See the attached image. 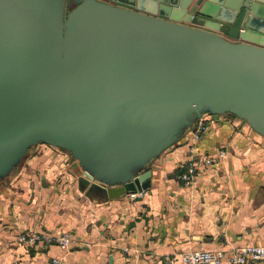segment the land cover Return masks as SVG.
I'll list each match as a JSON object with an SVG mask.
<instances>
[{"label":"water","instance_id":"95a60500","mask_svg":"<svg viewBox=\"0 0 264 264\" xmlns=\"http://www.w3.org/2000/svg\"><path fill=\"white\" fill-rule=\"evenodd\" d=\"M204 112L264 135V0H0V179L43 141L141 191Z\"/></svg>","mask_w":264,"mask_h":264},{"label":"crops","instance_id":"0c3cea01","mask_svg":"<svg viewBox=\"0 0 264 264\" xmlns=\"http://www.w3.org/2000/svg\"><path fill=\"white\" fill-rule=\"evenodd\" d=\"M204 113L195 149L223 145L226 154L187 185L176 177L187 157L185 133L149 161L146 188L114 196L77 173L64 148L30 145L0 179V264H49L62 252L67 264H183L164 256L264 243V135L236 115ZM59 229L73 235L67 247L18 239L22 231Z\"/></svg>","mask_w":264,"mask_h":264},{"label":"built area","instance_id":"2783aa9c","mask_svg":"<svg viewBox=\"0 0 264 264\" xmlns=\"http://www.w3.org/2000/svg\"><path fill=\"white\" fill-rule=\"evenodd\" d=\"M206 126V119L202 113L185 132L187 157L176 173V177L185 185L192 182L200 167L219 166L226 154V148L223 145L217 146L212 152L197 151L195 149V141L206 129ZM18 239L25 243L42 242L44 246L54 243L67 247L71 243L73 235L65 229L54 232L28 230L20 232ZM164 258L168 262L178 259L183 264H253L264 258V243H244L226 248L184 249L172 251L166 254ZM49 264H67L65 262V252L51 255Z\"/></svg>","mask_w":264,"mask_h":264},{"label":"rangeland","instance_id":"374dc122","mask_svg":"<svg viewBox=\"0 0 264 264\" xmlns=\"http://www.w3.org/2000/svg\"><path fill=\"white\" fill-rule=\"evenodd\" d=\"M203 114H206V113H203ZM14 168H15V167H14ZM9 174H10V173H9ZM7 176H8V175H6L4 178H7ZM4 178H2V179H4Z\"/></svg>","mask_w":264,"mask_h":264}]
</instances>
